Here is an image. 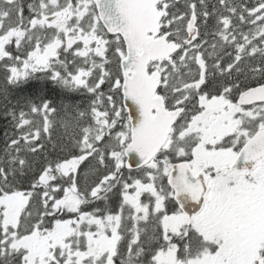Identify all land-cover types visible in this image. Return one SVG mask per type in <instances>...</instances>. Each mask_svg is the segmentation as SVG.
<instances>
[{
	"label": "snow or ice",
	"instance_id": "snow-or-ice-1",
	"mask_svg": "<svg viewBox=\"0 0 264 264\" xmlns=\"http://www.w3.org/2000/svg\"><path fill=\"white\" fill-rule=\"evenodd\" d=\"M0 69V264H264V0H0Z\"/></svg>",
	"mask_w": 264,
	"mask_h": 264
},
{
	"label": "trees",
	"instance_id": "trees-1",
	"mask_svg": "<svg viewBox=\"0 0 264 264\" xmlns=\"http://www.w3.org/2000/svg\"><path fill=\"white\" fill-rule=\"evenodd\" d=\"M214 2V1H212ZM203 31V29H202ZM210 39V38H209ZM4 72L2 69H0V86H3L4 84ZM104 90H107V87L104 86ZM48 96L50 99L53 100V102L56 105H59L61 100L64 98L63 94L60 93L58 89L52 90L51 87H49ZM73 100L81 105V107H86L89 103L90 96L86 93H77L73 95ZM5 128H8L10 130V125L8 124L7 120L0 119V133L3 132ZM4 137L2 134H0V150L3 149L4 143H3ZM83 167V166H82Z\"/></svg>",
	"mask_w": 264,
	"mask_h": 264
},
{
	"label": "rangeland",
	"instance_id": "rangeland-1",
	"mask_svg": "<svg viewBox=\"0 0 264 264\" xmlns=\"http://www.w3.org/2000/svg\"><path fill=\"white\" fill-rule=\"evenodd\" d=\"M212 1H214L215 2V0H212ZM106 87H107V85H105Z\"/></svg>",
	"mask_w": 264,
	"mask_h": 264
}]
</instances>
